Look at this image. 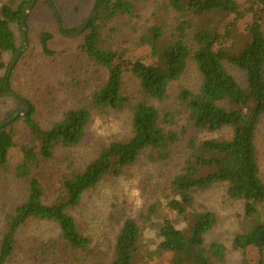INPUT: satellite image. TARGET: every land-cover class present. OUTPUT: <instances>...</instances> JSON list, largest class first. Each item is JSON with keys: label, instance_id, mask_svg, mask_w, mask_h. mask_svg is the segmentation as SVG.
Wrapping results in <instances>:
<instances>
[{"label": "trees", "instance_id": "16d2710c", "mask_svg": "<svg viewBox=\"0 0 264 264\" xmlns=\"http://www.w3.org/2000/svg\"><path fill=\"white\" fill-rule=\"evenodd\" d=\"M32 1L6 0L0 6V67L3 69L9 68L4 64V55L15 56L21 48L13 25L20 26L23 36V13ZM137 1L111 0L82 33L81 53L93 65L106 70L104 81L91 92L89 106L71 107L49 128H44L35 117L31 100L24 97L31 110L16 122H26L30 138L22 145L23 160L16 171L27 183L28 195L6 215L0 238V264H8L14 258L18 250L17 235L32 219L56 223L65 247L74 251L90 249L92 239L80 231L70 210L79 206L84 195L95 189L107 174H121L147 150L162 160L170 157L171 145L179 141L180 136L167 125L175 122L177 115H164L156 102L167 97L171 84L185 75L193 60L201 84L197 90L180 88L177 114L186 118L195 132L187 140L184 166L171 180L166 200L151 203L148 214V219L154 221L165 207L180 220L164 218L160 222L155 247L162 253H171L169 264L226 262V246L221 242L208 245L206 240L218 216L198 206L196 201L199 194L226 185L229 196L245 202L246 229L236 235L235 245L245 256L249 248H254V264H264V180L256 145L259 125L264 118L263 23L259 20L251 23L248 32L239 38L231 27L221 31L220 22L224 19L215 17L220 14L240 16L242 7L237 0H165L162 10L175 14L178 23L168 35L167 27L160 22L149 28L152 47L148 56L152 62L139 59L133 65V75L141 88V98L133 101L124 94L125 69L117 63V51L104 44L103 32L109 22L124 15H135ZM104 2L97 0L93 12ZM259 2L264 8V0ZM27 26L30 31L29 19ZM64 29L73 34L78 28ZM60 31L62 33L61 28ZM51 37V33L42 31L39 38L42 53L48 58L55 55L49 46ZM231 68L244 72L245 80L240 81ZM6 77L7 73L0 78V97L14 96L7 89ZM125 109L133 113V135L103 147L95 159L63 181L61 196L53 203H46L39 171L41 164L52 159L57 148L76 146L85 138L94 110ZM12 125L0 128V166L4 168L8 166L9 150L15 145ZM226 128L233 130L230 138L201 137L202 133H220ZM141 235L137 221L127 218L118 234L110 264H134L140 251Z\"/></svg>", "mask_w": 264, "mask_h": 264}, {"label": "rangeland", "instance_id": "374dc122", "mask_svg": "<svg viewBox=\"0 0 264 264\" xmlns=\"http://www.w3.org/2000/svg\"><path fill=\"white\" fill-rule=\"evenodd\" d=\"M164 1L138 0L135 15H124L109 22L103 32L104 44L117 51V63L125 69L124 94L133 101L141 98L140 84L132 71L133 65L139 59L152 62L148 56L152 47L149 28L160 22L167 27L168 35L178 23L175 14H167L162 10L161 4ZM237 1L242 7L240 16H215L216 20L224 19L219 29L223 31L231 27L234 35L239 38L248 32V26L255 21L262 22L264 29V8L259 0ZM5 2L0 0V6ZM53 2L61 14L63 26L79 28L93 12L97 0ZM54 13L51 5L44 0L38 1L31 10L28 17L29 45L11 75L13 91L31 100L35 117L44 128H49L71 107L89 106L91 92L106 78V70L93 65L81 53L79 46L84 34L66 37L61 33L60 23ZM13 29L18 36V45L22 48L24 38L20 26L15 24ZM42 31L52 34L49 46L55 52L54 57L48 58L42 53L39 40ZM13 59L12 53H6L3 58L5 66H10ZM7 71L0 67V78ZM230 71L240 81L245 80V73L241 70L231 68ZM200 84L201 76L195 62L190 61L185 75L171 84L167 97L156 102L164 115H177L176 121L167 127L176 131L180 140L171 145L168 159L162 160L156 153L147 150L121 174H107L95 189L84 195L79 206L70 210L80 231L92 239L89 250L74 251L65 247L56 223L32 219L20 229L17 253L8 264H110L118 234L127 218L136 220L142 229L140 251L134 264H169L171 253H162L156 249V235L164 218L177 222L180 219L164 207L158 217L151 221L148 219L149 207L157 200H166L171 180L184 166L187 140L195 132L189 121L177 114L180 88L197 90ZM19 101L11 95L0 97V123L18 110L25 109ZM132 116L130 109L94 110L85 138L76 146L57 148L54 157L39 167L44 201L53 203L61 196L63 181L71 177L75 170L95 159L103 147L130 138L133 135ZM12 129L15 145L9 150L8 166H0V238L7 213L23 203L28 195V185L17 176L16 169L23 160L22 145L29 140L30 132L23 120L13 122ZM232 134V128H226L220 133H202L201 137L230 138ZM256 145L261 177L264 180V118L259 125ZM196 201L198 206L218 216V222L206 240L208 245L212 242L223 243L227 248V260L214 264H254L255 249L249 248L245 256L235 245L236 235L246 229L245 202L229 196L226 185L199 194Z\"/></svg>", "mask_w": 264, "mask_h": 264}, {"label": "water", "instance_id": "95a60500", "mask_svg": "<svg viewBox=\"0 0 264 264\" xmlns=\"http://www.w3.org/2000/svg\"><path fill=\"white\" fill-rule=\"evenodd\" d=\"M52 7V9L54 10L59 23H60V27L62 29V32L64 33V35L66 37H77L78 35L82 34L84 32V30L86 29L88 23L95 17H97L99 14H101L109 5L111 0H105L104 4L98 8L97 10H95L94 12H92L90 15H88L86 17V19L82 22L81 26L76 30L75 33L73 34H69L65 31L64 26H63V22H62V17L61 14L58 10V8L55 6L53 0H46ZM38 2V0H33L32 3L30 5H28L23 13V19H22V31H23V36H24V44L22 46V48H20L15 56L14 59L12 60L8 71H7V77H6V86L8 91L13 94L18 100H20L23 105L25 106V109H21L18 110L10 119L6 120L5 122H3L2 124H0V128L9 125L13 122H15L18 118H20L21 116H25L27 115L30 110H31V105L29 104V102L22 96H20L19 94L15 93L11 88H10V77L12 74V71L15 67V65L17 64V62L19 61L21 55L23 54V52L28 48L29 45V36H28V26H27V20L29 17V14L31 12V10L34 8V6L36 5V3Z\"/></svg>", "mask_w": 264, "mask_h": 264}]
</instances>
